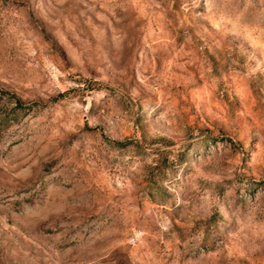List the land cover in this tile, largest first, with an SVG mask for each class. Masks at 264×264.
I'll return each instance as SVG.
<instances>
[{
	"label": "rangeland",
	"instance_id": "1",
	"mask_svg": "<svg viewBox=\"0 0 264 264\" xmlns=\"http://www.w3.org/2000/svg\"><path fill=\"white\" fill-rule=\"evenodd\" d=\"M0 264H264V0H0Z\"/></svg>",
	"mask_w": 264,
	"mask_h": 264
}]
</instances>
